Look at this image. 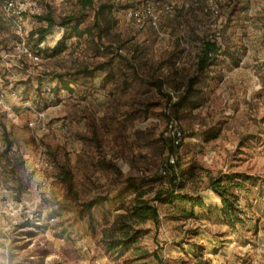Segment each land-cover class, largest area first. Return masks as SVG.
<instances>
[{
  "label": "rangeland",
  "instance_id": "rangeland-1",
  "mask_svg": "<svg viewBox=\"0 0 264 264\" xmlns=\"http://www.w3.org/2000/svg\"><path fill=\"white\" fill-rule=\"evenodd\" d=\"M9 1L15 8L7 15ZM148 1L160 15L158 29L127 17L130 8ZM99 3L112 5L117 21L99 44L98 31L72 37L60 55L36 60L30 33L46 25L37 17L60 21L86 14L85 28L93 25L95 9L83 10L78 0H0V264H264V0H220L214 24L206 17L209 0ZM63 33L55 26L41 47L52 48ZM210 35L221 52L196 86L199 106L182 110L187 137L176 166L162 176L170 153L167 95L173 100L185 93L204 53L200 42ZM22 40L32 57L16 51ZM97 66L104 69L73 84L74 93L53 92L54 75ZM41 101L39 119L27 105L40 108ZM30 122H36L35 133ZM43 154L49 162L44 171L38 169ZM177 166H195L179 192L217 204L221 199L208 188L211 176H255L240 199L244 223L232 228L215 211L192 208L187 200L155 202L160 226L138 223L143 233L137 242L109 250L113 223L133 206L138 191L84 214L82 204L114 197L129 179L142 198L152 199ZM65 171L71 186L62 180ZM43 173L51 178L47 185Z\"/></svg>",
  "mask_w": 264,
  "mask_h": 264
},
{
  "label": "trees",
  "instance_id": "trees-1",
  "mask_svg": "<svg viewBox=\"0 0 264 264\" xmlns=\"http://www.w3.org/2000/svg\"><path fill=\"white\" fill-rule=\"evenodd\" d=\"M97 1L98 0H78V3L83 10L88 8L95 9L93 25L87 26L85 28H82L81 24L85 22L87 18L86 14L64 17L60 21H57L51 15H41L37 17L39 22H43L46 25H43L30 33V38L34 40V50L36 51L34 56L39 57L42 54H47L52 57L58 56L66 50L67 41L72 37H77L79 39L83 38L85 35L95 37L96 31H98L96 38H98L99 41H97V43L99 44V42H101L102 35L105 32L110 31L116 25L117 21L112 15L113 6L108 3H99L96 5ZM140 6L132 8H137ZM55 26H59L64 30L63 36L52 48L43 49L41 45L46 42L47 37L50 35ZM146 26L153 29V27L150 25L139 27ZM220 38L221 36L216 37L215 39L219 40ZM209 42L210 41L205 44L204 53L198 62L197 75L191 77L188 80L185 93L178 96L175 101H172V97L167 95L166 105L171 102V113L174 114L180 121H182V110L184 108H196L199 106L197 103L199 90L196 89V86L200 84V78L206 75L207 70L214 66V57L221 52L219 48L216 47V42ZM29 50L31 51V49ZM102 50H104V47ZM211 51H214V53L210 55ZM103 69L104 66H97L94 69H81L74 75H54V80L58 81V85L54 88L53 92L56 95H59L61 91H66L72 94L74 93L72 88L73 84H78L83 80H92L95 78V74L99 71H102ZM155 84L161 91L163 82L157 80ZM40 103L42 106H40L39 109L44 110L45 108L43 106H45V104L42 101ZM165 114L166 117H168L167 112H165ZM4 133H7L6 130H4ZM186 137L187 135L185 133V139ZM184 141L182 142L179 151L182 149ZM11 147L12 141L7 138L6 151H8ZM193 168H195V166H191L190 170H183L181 167L177 166V172L172 173L169 178L168 185L165 188L159 189L152 199L142 198L137 183L132 182L133 180L129 179L127 180L124 189L117 195L112 198H108L105 195L96 196L95 198L84 202L80 212L81 214L89 212L92 208L102 205L106 201L116 200L120 197H123L131 190L138 191V198L133 206L127 212L118 214L113 223L111 228V236H115V238L109 243V250H113L115 248L125 249L137 242L138 236H141L143 233L142 229L136 227L138 223L151 220L155 226H160L161 214L158 205L155 202H159L161 204H171L177 199L187 200L191 203L192 208L200 207L205 208L209 212L215 211L217 215L232 228H236L237 224L244 223V218L242 215L245 213V210L240 199L242 192L247 191L249 188L248 182H252L254 184L255 176L241 172H220L217 175L211 176L209 178L208 188L211 189L221 199L220 205H214L206 202L203 196L199 194L190 196L188 194H182L179 192L183 188L186 178L192 176ZM61 177L62 180L68 183L69 186L72 185L71 174L69 171L63 172ZM193 214L194 213L192 212L191 215ZM28 223L31 222L29 221ZM41 227L42 226H38V228ZM157 262L161 263V260L157 259Z\"/></svg>",
  "mask_w": 264,
  "mask_h": 264
},
{
  "label": "built area",
  "instance_id": "built-area-1",
  "mask_svg": "<svg viewBox=\"0 0 264 264\" xmlns=\"http://www.w3.org/2000/svg\"><path fill=\"white\" fill-rule=\"evenodd\" d=\"M186 3L192 4V5H198L201 0H184ZM220 0H209V7L206 11L207 13V20L210 24H214L217 22L219 16H220V10L218 7ZM15 4L13 1H9L6 3L4 7V11L9 15L11 12L14 11ZM127 17L137 26H144V25H150L151 27L158 29L160 24V15L155 7V4L151 1H148L137 8H131L127 11ZM18 27L20 30H22V26L20 25V22L18 21ZM218 37V36H217ZM214 37L212 35L208 36L207 38L203 39L200 42L201 47H205V44L212 40ZM16 51L19 52L22 55H28L32 57V53L29 50L27 44L25 41H19L16 44L15 47ZM34 59L38 60V57L34 56ZM176 98H174L172 101H175ZM29 110L33 112L36 116L39 117V119H42L44 116V113L39 108H36L34 106H31L30 104L27 105ZM171 102L168 103L165 107V111L168 114L167 119V127H166V136L169 141V148L170 153L167 156V160L165 164L160 166V172L162 176H167L169 173V168L175 167L177 164L178 156H179V148L182 144V142L185 139V130L183 128V125L181 124V121L171 113ZM36 128V122H30V129L33 133H35ZM45 128V125H42V129ZM49 166V162L46 158V155L43 154L41 156V164L38 166V169H41L44 171ZM33 171V170H31ZM51 181V178L49 176L44 175L42 177V184L47 185ZM54 219V218H51Z\"/></svg>",
  "mask_w": 264,
  "mask_h": 264
},
{
  "label": "crops",
  "instance_id": "crops-1",
  "mask_svg": "<svg viewBox=\"0 0 264 264\" xmlns=\"http://www.w3.org/2000/svg\"><path fill=\"white\" fill-rule=\"evenodd\" d=\"M209 203H211V204H214V205H220V204H217V202H215V201H210Z\"/></svg>",
  "mask_w": 264,
  "mask_h": 264
}]
</instances>
